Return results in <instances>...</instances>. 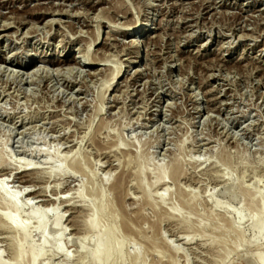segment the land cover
Wrapping results in <instances>:
<instances>
[{"label":"rangeland","instance_id":"rangeland-1","mask_svg":"<svg viewBox=\"0 0 264 264\" xmlns=\"http://www.w3.org/2000/svg\"><path fill=\"white\" fill-rule=\"evenodd\" d=\"M44 7L57 14L28 15ZM21 17L26 25L0 31V58L27 63L64 52L87 63L91 42L90 53L103 60L59 75L38 63L49 79L0 63V162L9 160L0 163V182L19 202L18 220L29 223L25 249L43 251L37 264H89L80 246L92 248L83 222L95 190L115 214V222L107 214L101 224L127 238L124 264L137 252L145 264H254L256 253L264 255V225L254 232L257 216L247 213L264 195V0H0V26ZM131 23L140 24L137 31ZM115 69L121 73L107 90ZM59 164L66 171L57 175ZM139 165L151 201L135 177ZM169 166L180 169L178 179ZM160 168L168 174L155 184ZM180 192L197 213L170 214ZM38 218L49 226L44 246ZM56 219L62 234L51 229ZM1 227L0 257L8 264L14 235ZM239 232L245 244L235 249Z\"/></svg>","mask_w":264,"mask_h":264},{"label":"bare ground","instance_id":"bare-ground-1","mask_svg":"<svg viewBox=\"0 0 264 264\" xmlns=\"http://www.w3.org/2000/svg\"><path fill=\"white\" fill-rule=\"evenodd\" d=\"M95 3V2H94ZM100 1L96 4H99ZM94 6V5H93ZM57 8V7H56ZM38 11V12H37ZM37 11H34L33 13H30L28 12V15L31 17H35L37 20H45L47 16H52V15H55L57 14L56 12V9H52L50 7L48 8H43V9H38ZM30 13V14H29ZM60 14L62 12H59ZM58 13V14H59ZM64 13V12H63ZM126 13V12H125ZM127 14V13H126ZM97 16V15H96ZM6 17V16H5ZM4 17V18H5ZM23 17V16H22ZM22 17L19 19L17 18L15 21H14V18H13V21L12 23H8V24H5L3 23L0 27H1V30L0 31H9V30H12L14 29V27L12 26L13 24H16L18 25L19 27L23 26V25H26L25 23V20L22 19ZM101 17V16H100ZM1 19V18H0ZM11 18L7 17L6 18V21L7 20H10ZM12 20V19H11ZM51 21V20H50ZM49 21V22H50ZM55 21H52L51 23H54ZM59 23V22H58ZM1 24V23H0ZM132 24V23H131ZM140 24L138 23H134L132 24V29H131V32L132 31H137L138 28H139ZM142 26V24H141ZM146 27V26H145ZM17 29H20V28H17ZM130 32V31H129ZM124 35H127L125 32H123ZM8 35V34H7ZM147 35V34H146ZM144 35V37L146 36ZM7 37L6 35L3 36V38ZM13 37V36H12ZM54 37V36H53ZM95 40L93 41V44L97 43L100 39V34H98L97 36L94 37ZM108 39V38H107ZM110 39V38H109ZM239 39V38H238ZM89 40V38H88ZM87 40V41H88ZM149 41H151V37H148ZM82 42V41H81ZM135 41H133V45L131 43V49L133 48V50H136V52L134 53L135 56L138 55V52H137V46H135ZM90 47L88 48V52L86 54V57H87V60L89 62L87 63H83L80 59L78 60V58H71V59H67L66 57V54L63 52L61 53L60 55L57 56V58L54 60L52 59H46V57H43L42 59H39L38 61H30V62H27V63H15L14 61L12 60H8V58H0V63H3V64H7V65H11L13 67H18L20 68L21 70H24V71H27L26 73L28 74V78L29 76L32 74V76H38L39 78H45V79H49V76L47 75V73L41 71L42 69L40 67L37 66L38 63H43V64H47L51 67H54L56 68L54 71H56L59 75V73L61 74L62 71L66 72L68 71L69 73L73 72L74 70V66H83V67H93V66H98L97 64H99L101 61L103 62L102 59H100V57L97 56V54H91L90 53V49L92 47V43L90 42ZM204 45V44H203ZM81 49H79L80 51ZM98 50V49H97ZM82 51V50H81ZM80 51V52H81ZM84 52V51H83ZM133 53V52H132ZM10 56V55H9ZM47 56V53L46 55ZM102 57V56H101ZM83 58V57H82ZM105 58V57H103ZM106 61H107V58H105ZM104 59V61H105ZM105 61V62H106ZM86 62V61H85ZM108 62V61H107ZM120 63V62H119ZM133 63H135L133 61ZM108 67V66H107ZM40 68V69H39ZM47 70V69H46ZM111 70V69H110ZM1 71V70H0ZM45 71V70H44ZM97 71V70H95ZM94 71V72H95ZM103 71V70H102ZM101 71V72H102ZM111 72V71H110ZM29 73H31L29 75ZM45 73V74H44ZM50 73V72H49ZM56 73V74H57ZM97 73V72H95ZM95 73H91V75L94 76H97L98 74L95 75ZM121 73V69H115L113 70V72L110 73V76L108 80V83H109V87L107 88L110 89L111 86H112V82H114V80L119 76V74ZM137 73V75H140L139 71L136 70L135 71V74ZM102 75V73H99ZM106 74V73H105ZM143 74V73H142ZM16 75V74H15ZM108 75V74H106ZM30 76V78L32 77ZM98 77V76H97ZM107 77V78H108ZM33 78V77H32ZM31 78V79H32ZM35 78V77H34ZM33 78V79H34ZM111 78V79H110ZM98 79V78H97ZM23 81V80H22ZM49 81V80H48ZM106 81V80H105ZM107 82L105 84H108ZM104 84V85H105ZM103 85V86H104ZM104 88V87H102ZM102 98V97H101ZM102 103V102H101ZM103 104V103H102ZM100 112V111H99ZM146 128V127H145ZM74 155V153H71ZM70 156V155H69ZM68 156V157H69ZM138 156V155H137ZM68 157H66L65 159V162L67 161H70V164H71V168H73L72 170H75V171H78L80 170L81 171V168H80V164L78 165V160H76L77 162H73L74 158H70L68 159ZM65 158V157H64ZM221 158V157H220ZM142 159V158H141ZM148 159V158H147ZM219 160V159H218ZM223 160V159H222ZM225 160V159H224ZM5 162L2 163L1 165L2 166H8L9 165V160H4ZM75 161V160H74ZM145 161V160H144ZM80 162V161H79ZM219 162V161H218ZM221 162V161H220ZM223 163V162H222ZM228 163V162H227ZM228 165V164H227ZM1 166V167H2ZM174 166V165H173ZM170 167V166H169ZM172 167V166H171ZM171 172L170 170H168L171 174V176H173L174 179H176L177 177L179 178L180 175H178V171L180 172V169L179 170H176V166L171 168ZM4 169V168H3ZM22 169V168H21ZM24 169L28 172H33L35 171V169L32 168L31 164H26L24 165ZM53 172L57 173V175H60L61 173L63 174V172H65V167L62 165V164H59L57 166H55V168H53ZM167 169V168H166ZM166 169H159L158 172H157V177H156V181H155V184L156 183H159V182H164L165 183V178L167 177V174L168 172L166 171ZM137 170V173H136V178L138 179V184H140V188L142 189L143 191V195L145 197V199H148V198H151L150 196L148 197V188L147 186L143 185L145 184L144 182H142V166L139 165L138 169ZM136 172V171H135ZM182 172V171H181ZM75 173V172H74ZM109 174V173H108ZM123 176V175H122ZM125 176V175H124ZM177 178V179H178ZM228 179V178H227ZM121 180V178H120ZM161 182V183H162ZM4 179H3V182H0V202L1 204L3 203L4 204V208H5V214H2L0 216V219L2 221L1 223V226L7 228L8 231H11V233H13L14 237L12 238V240H10V247L13 251V259H12V262L11 263H8V264H37L38 261L40 260V258L43 256L42 254V250L41 249H37L35 247H29V250H26L25 249V246L26 244L29 242V234H30V230H29V223L27 222H20L18 220V207H19V202L18 200L16 199V196H12L8 193V191L5 189L4 187ZM228 183V182H227ZM122 186L121 184V181H119L118 184H115L114 183V187H113V190L115 189H119L120 187ZM121 189V188H120ZM180 189H178L179 191ZM45 191V190H44ZM94 191V190H93ZM92 191V192H93ZM244 191V190H243ZM248 191V190H247ZM78 198L83 200L84 196H83V192L82 191H78ZM91 192V193H92ZM177 192V191H176ZM183 192V191H182ZM256 192V190L254 191ZM245 193V191H244ZM24 194V193H23ZM176 194V193H175ZM190 194V193H189ZM93 201L92 203L90 204L89 206V211H90V215H89V218L83 222V226L85 227L84 229L86 230L85 233L86 235H90L91 239H92V248L90 250H87L85 248L84 245H81L80 246V250L85 252V255L84 257L86 259H88L87 262H89V264H124L125 263V256L123 254L124 252V248L126 246V240L125 238H122L119 233H118V230L116 229V227L112 224H111V227H108L106 224L105 226H103L101 224V218H103L105 215H110L112 217V219H114L113 221L115 222V214L114 212L112 213V207H111V203H105L104 202V195L102 193V191L98 190V191H94L93 192ZM191 195V194H190ZM245 195L246 199H252L253 198V194L251 192V194L249 192H246L245 194H243V196ZM256 195V194H255ZM184 196V195H183ZM182 196V193L180 192L178 197H179V207L175 206V205H172L171 206V215L175 216L176 215L178 216V212H180V208H183V209H188L189 211H191L193 213V211H195V209L197 208V205L195 206V204H192L194 201L192 200V197L191 199H188L190 198L188 196L187 197H183ZM187 196V195H186ZM244 197V198H245ZM252 197V198H251ZM256 198V196H254ZM153 198V197H152ZM159 198L161 201H164L165 200V194H161L159 195ZM154 199V198H153ZM110 200V199H108ZM142 200V199H141ZM150 200V199H148ZM147 200V202H148ZM152 200V199H151ZM150 200V201H151ZM171 200H172V197H171ZM254 200V198H253ZM144 201V199H143ZM146 201V200H145ZM177 201V200H176ZM197 201V200H196ZM199 201V200H198ZM255 201V200H254ZM251 202L249 203V205L247 204L248 206V212L247 213H250L254 215H256L253 220H252V224H251V228L254 232H258L262 229L263 225H264V195L263 197L260 199V201H256V202ZM146 202V203H147ZM149 203V202H148ZM147 203V204H148ZM151 203V202H150ZM177 203V202H175ZM152 204V203H151ZM160 204V203H159ZM153 205V204H152ZM157 205V203H156ZM161 205V204H160ZM163 205V204H162ZM161 205V206H162ZM158 206V205H157ZM218 206V205H217ZM246 206V207H247ZM144 207V206H143ZM139 208V207H138ZM141 208V207H140ZM157 208V207H156ZM153 209V208H152ZM159 209V207H158ZM246 209V211H247ZM198 210V209H197ZM161 211V209H160ZM187 211V210H186ZM37 210L35 209V211L33 212V217H35V215H37ZM119 212V211H118ZM142 212V211H141ZM182 212V211H181ZM197 213V211H195ZM194 212V214H195ZM116 213V212H115ZM138 213V212H137ZM143 213V212H142ZM140 213V214H142ZM183 213V212H182ZM122 214V213H121ZM168 214V215H170ZM191 214V213H190ZM193 214V215H194ZM200 214V213H199ZM143 215V214H142ZM167 215V216H168ZM192 215V214H191ZM118 216V215H117ZM116 216V217H117ZM129 216V215H128ZM160 216V215H158ZM189 216V215H187ZM123 217V216H122ZM179 217V216H178ZM190 217V216H189ZM216 217V216H215ZM226 217V216H225ZM146 218V217H145ZM183 217H181L182 219ZM118 219V218H117ZM133 219V218H132ZM211 219V218H210ZM220 219V218H219ZM60 220L61 219H56L55 223H53L52 225V228L53 231L56 233V232H59V233H64V230H62L61 226H60ZM119 220V219H118ZM129 220V219H128ZM124 221V220H123ZM182 221H184V223L186 222V225L189 224V219L188 218H183ZM230 222V221H229ZM227 222V223H229ZM183 223V222H182ZM183 223V224H184ZM197 223V222H196ZM141 224V223H140ZM158 224V223H157ZM156 224V225H157ZM230 224V223H229ZM228 224V225H229ZM130 225V224H129ZM128 225V226H129ZM133 225V224H132ZM219 225V224H218ZM227 225V226H228ZM0 226V227H1ZM124 226V225H123ZM126 226V225H125ZM126 226V230L128 232H132L130 226L128 227ZM232 226V225H231ZM1 227V228H2ZM228 228V227H227ZM226 228V229H227ZM233 227H231L229 230H231ZM48 229H49V226L47 225V223L45 222V220L43 218H38L37 222H36V230L37 232L39 231L40 234L42 235L43 239H42V246L45 245V243L47 242V239H48V235H47V232H48ZM215 229V228H214ZM227 229V230H228ZM134 230V228H133ZM216 230V229H215ZM241 231V230H240ZM139 232V231H138ZM137 232V233H138ZM134 233V232H133ZM132 233V234H133ZM136 233V231H135ZM140 233V232H139ZM240 233V232H239ZM238 233V237L237 238V241H235V246L234 248L238 249L240 245L244 246V240H243V233L241 232L240 234ZM133 236V235H132ZM135 236V235H134ZM162 236V235H161ZM141 238V237H140ZM11 239V238H10ZM91 239H89L91 241ZM130 239V238H129ZM128 239V240H129ZM146 239V238H145ZM164 240V239H163ZM162 240V241H163ZM132 241V239H131ZM160 241H161V238H160ZM258 241V240H257ZM133 242V241H132ZM151 242V241H150ZM164 242V241H163ZM148 243V242H147ZM155 243V242H153ZM249 243V242H247ZM150 244V243H149ZM158 244V243H157ZM225 244V243H224ZM154 245V244H153ZM168 245V244H167ZM258 245V244H257ZM151 246V244H150ZM152 247V246H151ZM224 247V246H223ZM226 247V246H225ZM156 248V246H155ZM154 248V249H155ZM233 248V247H232ZM58 252H60L61 254L63 253V248L61 245H57V248ZM148 248H146L147 250ZM152 249V248H151ZM159 249V248H158ZM226 249V248H225ZM234 249V250H235ZM145 250V251H146ZM150 250V249H149ZM222 250V249H221ZM224 250V249H223ZM222 250V251H223ZM151 251V250H150ZM154 251V250H153ZM156 251V249H155ZM172 253H175L176 250L175 249H171ZM225 251V250H224ZM223 251V252H224ZM227 251V250H226ZM225 251V252H226ZM147 252V251H146ZM159 252V251H158ZM161 252V251H160ZM159 252V253H160ZM138 253V252H137ZM132 254L131 257H133L134 260L132 262V264H145L144 262V259H142L143 261H139V255L138 254ZM141 253V252H140ZM143 253V252H142ZM170 253V251H169ZM128 254V253H127ZM222 254V253H221ZM226 254V253H224ZM129 256V255H128ZM166 256V255H165ZM228 256V255H227ZM141 257V256H140ZM223 258H225L223 255H222ZM64 258L67 260L70 259V256L69 255H64ZM144 258V257H143ZM84 259V260H86ZM129 259V258H127ZM141 259V258H140ZM131 260V259H130ZM175 260V259H174ZM129 261V260H128ZM172 261V262H171ZM170 261V264H177L175 261L171 260ZM164 264V262H162ZM0 264H7L5 262L2 261L1 257H0ZM254 264H264V255H261L259 253H256L254 255Z\"/></svg>","mask_w":264,"mask_h":264}]
</instances>
